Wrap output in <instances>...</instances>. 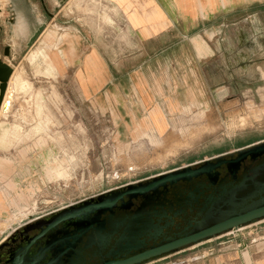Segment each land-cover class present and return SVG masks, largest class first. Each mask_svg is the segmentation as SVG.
I'll return each instance as SVG.
<instances>
[{"label":"rangeland","instance_id":"rangeland-1","mask_svg":"<svg viewBox=\"0 0 264 264\" xmlns=\"http://www.w3.org/2000/svg\"><path fill=\"white\" fill-rule=\"evenodd\" d=\"M116 1L0 0V57L9 49L14 70L0 113V241L34 217L264 139V1L201 0L187 15L188 0H163L166 18L148 27L133 17L150 14L146 0ZM258 256L264 220L148 264Z\"/></svg>","mask_w":264,"mask_h":264},{"label":"flooded vegetation","instance_id":"flooded-vegetation-1","mask_svg":"<svg viewBox=\"0 0 264 264\" xmlns=\"http://www.w3.org/2000/svg\"><path fill=\"white\" fill-rule=\"evenodd\" d=\"M262 142L217 150L210 157L209 175L167 183L130 199L117 200L119 194H112L105 201L115 203L100 211L73 217L65 211L68 205L34 217L0 241V264L126 260L259 208L264 205V153L244 157L239 152ZM203 160L189 164L197 170ZM155 177L138 182L145 187Z\"/></svg>","mask_w":264,"mask_h":264},{"label":"water","instance_id":"water-1","mask_svg":"<svg viewBox=\"0 0 264 264\" xmlns=\"http://www.w3.org/2000/svg\"><path fill=\"white\" fill-rule=\"evenodd\" d=\"M5 56H9L8 49L5 52ZM13 73L14 70L11 67V65L6 63L0 57V113L5 95L7 93L8 85L11 80V77L13 76ZM262 152L264 153V142H262L260 145L251 147L239 153L243 154V156L245 157ZM217 160H219V158ZM211 164H212V160L209 158V159H204L202 161V166L197 170H193V165L188 164L186 166L176 168L168 172L160 173L156 175L153 181H151L152 183L146 185L145 187L142 182L137 181L134 183H129L118 190H114V191L109 190V192L108 191L104 192L101 196H99L98 199L89 198L87 201L85 200L82 202H76L70 204L69 208H67L65 211L73 212L72 213L73 217L79 214H89L93 211H100L115 203V202L109 203L108 201H105L106 197L112 194H116V193L119 194L117 200L118 199L123 200L125 198L130 199L136 196H141L145 192L157 188L158 186L165 185L167 183H174L180 180H186L189 177L198 174L209 175L213 169ZM261 220H264V205L256 209L249 210L247 213L243 215L237 216L235 218H232L230 220H227L210 228L203 229L200 232H197L185 238L178 239L170 243L161 245L159 247L153 248L144 253L134 255L129 259L108 261L105 262L104 264H142L143 262L149 261L151 259L156 260L162 256L171 255L173 253L179 252L187 247L197 245L213 237L225 233H229L231 231H237L240 228H243L249 224Z\"/></svg>","mask_w":264,"mask_h":264},{"label":"crops","instance_id":"crops-1","mask_svg":"<svg viewBox=\"0 0 264 264\" xmlns=\"http://www.w3.org/2000/svg\"><path fill=\"white\" fill-rule=\"evenodd\" d=\"M116 1V0H115ZM129 1V4L127 6V8L130 7V0H127V2ZM162 1L163 0H146V6H148L150 9H151V12L149 15H147L145 18L143 19H139V18H136L133 14V17H134V20L136 23H139L137 26H134V27H148L149 25H146V23L150 22V21H156L157 23H162V21L166 18V10L164 9V6L162 4ZM255 2H258V3H262L264 0H253ZM117 2V1H116ZM126 2V3H127ZM212 4H215L216 3V0H211ZM223 2H226L223 0ZM250 2V1H249ZM126 3H123L121 5H124ZM242 4L244 3H248V0H243L241 2ZM120 4V3H119ZM202 6V1L201 0H188V3H187V6H186V10H184V13L187 14V15H190V13H198V8ZM264 7V6H263ZM189 10L191 12H189ZM216 11V10H215ZM189 12V13H188ZM155 13H158L159 15L161 14L163 16V19L161 20H158L154 17V14ZM191 13V15H192ZM20 14V13H19ZM145 24V25H143ZM7 49V48H6ZM9 50V49H8ZM9 56H12L11 55V52H9ZM9 56H5V54L3 55L2 59L5 58V57H9ZM41 55L40 53H35L34 56H33V59L34 61L35 60H38L40 59ZM5 60V59H4ZM250 76H254V74L251 73ZM156 125V121H155V124L154 126ZM151 140V139H150ZM260 253V252H258ZM263 253V252H262ZM233 260L230 261V262H227V264H240V262L238 261L237 257H233L232 258ZM235 259V260H234ZM200 264H206L205 263H200ZM210 264H216V263H210ZM255 264H264V256H258L257 259L255 260Z\"/></svg>","mask_w":264,"mask_h":264},{"label":"bare ground","instance_id":"bare-ground-1","mask_svg":"<svg viewBox=\"0 0 264 264\" xmlns=\"http://www.w3.org/2000/svg\"><path fill=\"white\" fill-rule=\"evenodd\" d=\"M2 1H3V0H2ZM34 54H35V53H34ZM34 54H33V55H34ZM33 55H32V56H33ZM5 96H6V95H5ZM4 99H5V98H4ZM3 102H4V101H3ZM2 109H3V104H2ZM2 109H1V111H2ZM245 124H246V123H245ZM245 124H244V125H245ZM3 226H4V225H3ZM3 228H4V227H3ZM0 231H1V230H0ZM238 231H239V229H238Z\"/></svg>","mask_w":264,"mask_h":264}]
</instances>
